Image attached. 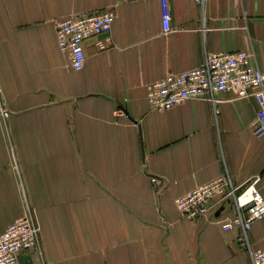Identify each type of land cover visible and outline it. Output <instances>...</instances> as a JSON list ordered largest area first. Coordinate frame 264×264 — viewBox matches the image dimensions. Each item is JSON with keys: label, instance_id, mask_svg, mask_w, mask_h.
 Returning <instances> with one entry per match:
<instances>
[{"label": "crops", "instance_id": "0c3cea01", "mask_svg": "<svg viewBox=\"0 0 264 264\" xmlns=\"http://www.w3.org/2000/svg\"><path fill=\"white\" fill-rule=\"evenodd\" d=\"M169 3L165 34L160 0H0V235L31 209L43 264H251L238 229H221L231 204L190 221L174 200L225 173L241 188L258 178L264 199L256 102L225 93L156 112L146 86L207 53L247 52L264 68V0ZM103 12L111 31L84 42L74 72L54 22ZM249 242L264 249V218Z\"/></svg>", "mask_w": 264, "mask_h": 264}, {"label": "built area", "instance_id": "2783aa9c", "mask_svg": "<svg viewBox=\"0 0 264 264\" xmlns=\"http://www.w3.org/2000/svg\"><path fill=\"white\" fill-rule=\"evenodd\" d=\"M194 2L203 7L205 0ZM160 17L162 32L169 33V0H160ZM113 21L111 12H103L70 16L54 22L57 48L70 57V68L74 72H80L83 68L84 42L108 36ZM109 44L106 38L97 42L96 46L100 51H105ZM251 59V54L247 52L207 53L197 67L148 84L146 101L149 109L165 112L189 100H203L215 106L220 102L219 96L225 93L231 94L232 100L252 98L257 104L254 134L261 136L264 134V68L253 66ZM8 117L9 112L0 104V119L4 122ZM258 180L255 178L241 188L225 173L186 193L175 201V206L183 218L194 221L208 217L214 207L216 212L231 204L234 214L221 225L222 231L237 228L239 243L249 253L250 263L264 264V249H253L249 242L252 224L264 218V199L256 188ZM29 253L43 264L40 229L32 210L25 207L23 215L0 235V264H19V257Z\"/></svg>", "mask_w": 264, "mask_h": 264}, {"label": "water", "instance_id": "95a60500", "mask_svg": "<svg viewBox=\"0 0 264 264\" xmlns=\"http://www.w3.org/2000/svg\"><path fill=\"white\" fill-rule=\"evenodd\" d=\"M101 37H104V36H101ZM223 209H224V207L219 208L216 211L215 216H218L220 214V212L223 211ZM19 263H21V264H31V259L30 258H26V259L19 258Z\"/></svg>", "mask_w": 264, "mask_h": 264}, {"label": "rangeland", "instance_id": "374dc122", "mask_svg": "<svg viewBox=\"0 0 264 264\" xmlns=\"http://www.w3.org/2000/svg\"><path fill=\"white\" fill-rule=\"evenodd\" d=\"M181 197H182V196L178 197L177 199H179V198H181ZM177 199H176V200H177ZM176 200H174V205H175V201H176ZM175 207H176V209H178L177 206H175ZM177 211H178V210H177ZM178 212H179V211H178Z\"/></svg>", "mask_w": 264, "mask_h": 264}]
</instances>
